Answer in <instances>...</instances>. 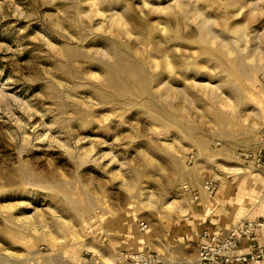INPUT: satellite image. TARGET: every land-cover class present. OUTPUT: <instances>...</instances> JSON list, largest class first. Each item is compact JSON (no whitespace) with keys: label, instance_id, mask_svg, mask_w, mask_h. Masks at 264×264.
Here are the masks:
<instances>
[{"label":"rangeland","instance_id":"374dc122","mask_svg":"<svg viewBox=\"0 0 264 264\" xmlns=\"http://www.w3.org/2000/svg\"><path fill=\"white\" fill-rule=\"evenodd\" d=\"M262 142L264 0H0V264H108Z\"/></svg>","mask_w":264,"mask_h":264},{"label":"crops","instance_id":"0c3cea01","mask_svg":"<svg viewBox=\"0 0 264 264\" xmlns=\"http://www.w3.org/2000/svg\"><path fill=\"white\" fill-rule=\"evenodd\" d=\"M236 144L230 143L225 150L233 151L231 147L240 143ZM255 179L241 174L227 178L220 182L212 197L200 191L197 202L188 204L183 212L163 218L140 221L114 216L110 223L114 227L105 232L107 243L98 256L108 264H115L118 251L151 250L162 255L165 264L194 259L204 232L227 234L240 220L256 221L264 217V184ZM142 222L147 228H141Z\"/></svg>","mask_w":264,"mask_h":264},{"label":"built area","instance_id":"2783aa9c","mask_svg":"<svg viewBox=\"0 0 264 264\" xmlns=\"http://www.w3.org/2000/svg\"><path fill=\"white\" fill-rule=\"evenodd\" d=\"M235 158L256 171H264V142L253 150L237 151ZM218 181L216 176L204 182L203 189L207 194L215 193ZM186 191L192 193V202L199 199V192ZM141 228L145 229L147 225L141 223ZM202 239L196 257L182 264H264V217L256 221L240 220L227 234L206 231ZM86 264H100V261L90 260ZM115 264H165V259L151 250L118 251Z\"/></svg>","mask_w":264,"mask_h":264},{"label":"bare ground","instance_id":"6f19581e","mask_svg":"<svg viewBox=\"0 0 264 264\" xmlns=\"http://www.w3.org/2000/svg\"><path fill=\"white\" fill-rule=\"evenodd\" d=\"M114 83V82H113ZM114 84H116V83H114Z\"/></svg>","mask_w":264,"mask_h":264}]
</instances>
